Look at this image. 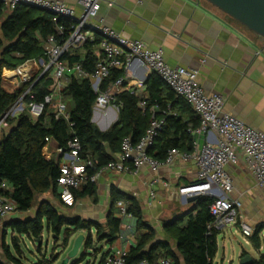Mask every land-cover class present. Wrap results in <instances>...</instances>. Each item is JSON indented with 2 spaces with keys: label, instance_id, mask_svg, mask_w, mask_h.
<instances>
[{
  "label": "trees",
  "instance_id": "16d2710c",
  "mask_svg": "<svg viewBox=\"0 0 264 264\" xmlns=\"http://www.w3.org/2000/svg\"><path fill=\"white\" fill-rule=\"evenodd\" d=\"M59 24L70 23L64 17L56 18L49 11L37 10L26 5L8 9L0 2V115L9 109L26 89V85H15L7 80L4 77V69H14L29 59L43 56L46 41L51 35H54L58 41L62 36L67 35V31L62 36L59 34L57 29ZM100 39V34L96 33L95 39L84 43L83 47L86 49L84 55L74 49L64 57L71 64L79 61L84 68L92 70L96 61L94 47ZM123 72L119 69L112 70L110 76L102 83L101 89H107L123 75ZM48 84L49 81L42 78L33 86L36 99H41L48 92ZM145 85L149 92L148 97L129 91H121L115 95L114 104L119 107L118 119L106 130H102L92 120L98 93L88 78L74 75H71L63 91L64 98L69 103L68 120L56 118L51 112L35 119L28 111L12 119L11 126L16 123V128L10 133L9 129L4 131L0 138V185L5 180L9 186L0 189L1 194L15 200L16 210L21 212H26L34 206L37 194L52 192L59 198L57 179L60 170L53 158L47 159L45 156L49 146L45 140L46 136L52 137L62 147H67L68 141L76 137L82 146L81 156L96 159L98 161L96 169H99L120 152L125 136H131L133 142H137L142 137L151 120L152 105L159 107L155 114L164 119V125L148 149V153L158 160H163L172 147L193 151L196 144L192 131L199 127L200 121L194 120L191 123L193 117L190 120H183L180 113L170 112L176 103L185 106V100L154 72ZM143 99L147 102L145 108L140 105ZM195 117L197 118L198 115L196 114ZM95 193V183H91L85 185L83 189L75 190L74 196L76 200L79 196H92ZM118 199L127 202L128 212L136 219V227L146 230L127 250L124 264H141L144 260L154 264L161 256L171 258V264H215L219 231L213 225L214 216L210 211V204L214 198L203 194L189 201L188 209L177 211L170 218L163 220V229L175 240V247L169 240L157 237L155 228L145 220L137 197L114 186L111 189V208L105 223L66 215L54 203L42 200L32 219L26 221L13 218L8 221L7 224L12 226V241L20 250V244L14 235L17 234L20 240L27 236L37 244L36 239H43L46 229L54 235L55 244L63 234L61 245L66 249L70 237L85 230L87 238L84 254H86L90 246L95 247V242L109 243L118 238L123 226L122 219L115 215V202ZM262 231H264V222L259 223L250 236L257 248L260 247L259 236ZM5 235L6 229H4L3 245L8 259L14 264H29L11 255L5 242ZM41 249L42 244L39 246V251ZM98 251L102 252L103 248H98ZM108 252L109 249L102 253L98 264H104ZM246 254L248 252H242L241 257ZM83 255L73 264H80ZM58 258L59 254L50 258L43 255L31 264L50 263ZM88 263L90 264L91 261ZM0 264L7 263L0 258ZM250 264H264V253L258 259L253 257Z\"/></svg>",
  "mask_w": 264,
  "mask_h": 264
},
{
  "label": "built area",
  "instance_id": "2783aa9c",
  "mask_svg": "<svg viewBox=\"0 0 264 264\" xmlns=\"http://www.w3.org/2000/svg\"><path fill=\"white\" fill-rule=\"evenodd\" d=\"M8 9L18 5L30 4L47 11L55 12V17H64L69 25L59 24L58 32L61 39L51 35L45 44L44 55L32 58L14 69L5 68L4 77L15 85H26V89L5 112L0 120V132L11 127V120L18 118L28 111L37 119L51 112L56 118H70V111L65 104L63 91L67 85L65 77L74 75L88 78L94 90L98 93L94 104V111L107 110L114 101L115 95L121 91L135 93L136 87H144V80H127V68L133 60L139 59L151 71L158 74L164 82L178 95L184 98L193 108L200 119V125L194 131L205 132L206 139L199 150L196 142L193 151H184L176 147L168 150L165 159L158 160L148 153V149L155 141L164 125V119L155 114L156 105L150 107L152 112L149 126L137 141L131 136H125L121 143L120 152L108 163L96 169L98 161L92 157H82L80 141L74 137L68 141L67 147L57 145L46 136L49 143L46 151L47 159H54L60 170L57 179L60 201L66 206L75 203L74 191L83 189L87 184L96 183L99 177L107 171L135 172L141 166L147 165L157 171L163 165H172L176 161H193L197 167V182L189 186H182L181 194L198 188L199 193L213 197L210 204L211 214L214 216L213 225L238 224L246 237L252 235L253 227L242 212V202L230 197L234 183L226 166L236 164L242 155L247 170L252 174L255 185L264 190V132L260 131L236 116L224 110L225 96L220 93L207 92L198 80L199 69L172 66L165 61L161 48L151 49L143 40L131 39L121 35L100 18L98 23L93 20L98 17L102 0H78L80 13L76 8L64 0H0ZM112 5V2H109ZM96 33L100 34L97 44L98 54L92 70L83 67L76 61L70 63L66 56L74 49L82 47L88 40H93ZM123 70V75L116 79L107 89L101 85L112 70ZM42 78L49 81L48 92L41 99L35 98L33 86ZM145 108V99L140 102ZM119 109V107H117ZM9 188L3 180L0 189ZM155 196L154 191L150 192ZM190 196V195H189ZM118 216H131L125 200L115 202ZM17 204L10 196L0 192V222L16 211ZM123 238L122 233L119 234ZM104 264H124L126 252L121 248H108ZM169 257L161 256L154 264H171ZM44 264H56L54 262ZM141 264H150L144 260Z\"/></svg>",
  "mask_w": 264,
  "mask_h": 264
},
{
  "label": "crops",
  "instance_id": "0c3cea01",
  "mask_svg": "<svg viewBox=\"0 0 264 264\" xmlns=\"http://www.w3.org/2000/svg\"><path fill=\"white\" fill-rule=\"evenodd\" d=\"M64 1L80 13L78 0ZM110 1L112 5H109ZM100 18L125 37L143 40L151 49L161 48L165 61L170 65L199 69L198 80L204 89L225 96L226 112L264 132V37L207 0H102L99 15L93 23H98ZM77 51L84 55L86 49L82 46ZM98 51L96 45L95 54H98ZM126 73L129 81L145 82L152 74L139 59L132 61ZM70 78V75L65 77L67 84ZM135 92L149 96L146 85L136 87ZM185 104L183 106L182 103H176L170 112L180 113L183 120L193 117L191 123L194 120L199 122L200 119L195 117L196 113L186 100ZM117 107L113 103L106 111H94V122H97L101 129H108L118 119ZM156 109H159L157 105ZM2 135L3 132H0V138ZM56 145L55 141L51 143L52 147ZM226 168L234 183V189L229 195L242 202L241 212L244 218L248 221L250 214L247 209L252 206L262 214L264 190L256 187L254 177L247 170L242 155L236 164L229 163ZM183 178L197 182V167L193 161L178 160L172 165H163L157 171L151 170L147 165L141 166L135 172L107 171L95 183L94 195L79 196L71 207L62 203V209L54 201L53 203L66 215L105 223L111 208V189L114 186L136 196L145 220L155 228L157 237L169 240L175 247V240L163 229L162 222L173 213L189 207V193L179 192L185 185L180 184ZM176 185H179L178 191ZM152 190L155 196L150 195ZM179 196H182V199ZM45 199L44 196L40 197V201ZM38 207L39 203L33 214H36ZM115 208V215L123 222L120 232L123 238L118 237L109 242V248L127 251L146 230L136 227L133 215L118 216V209L116 206ZM30 210H16L9 217L27 220L32 218L28 215ZM7 223L8 221L5 224ZM231 226L219 225L218 239L221 237V240H225L229 233L233 232ZM80 233L87 232H77L70 239L68 246H72L75 237ZM242 252L243 250L239 252L240 259ZM216 259L217 254L215 263L218 264ZM227 260L229 264H233V258Z\"/></svg>",
  "mask_w": 264,
  "mask_h": 264
},
{
  "label": "rangeland",
  "instance_id": "374dc122",
  "mask_svg": "<svg viewBox=\"0 0 264 264\" xmlns=\"http://www.w3.org/2000/svg\"><path fill=\"white\" fill-rule=\"evenodd\" d=\"M37 10H40L36 8ZM65 104L68 107L69 103L64 98ZM97 125L98 123L95 122ZM99 126V125H98ZM185 183L183 186H189L190 184H193L194 181L190 180L187 181L185 178L181 179L180 184ZM177 191L179 185L175 186ZM190 194H188L189 196ZM44 196L46 199L50 202L56 203L59 208L63 207L62 202L58 197H56L52 192H46L43 194H37L36 200L34 206L29 211L28 215L30 217H33L35 214L34 208L38 205L40 202V197ZM181 197V198H180ZM180 199H182V196H179ZM71 207V206H70ZM62 209V208H61ZM248 214V221L251 223L253 227V231L255 230L256 226L264 221V211L262 214H260L259 209H256L255 206H252L251 208L247 209ZM11 217L6 218L2 222H0V258L4 260L7 264H14L11 262L10 259L6 256L4 253V245H3V237H4V229H6V235H5V242L7 244V248L10 250V253L13 257L19 258L22 261L26 263H34L37 261L38 258H41L43 255H45L47 258H50L52 255H58L59 258L55 261L56 264H59L62 259L67 254V251L70 247V245L64 249L63 245H61L63 234L60 235L59 240L56 243L55 237L52 233L47 232V230H44L43 239L41 240L42 249L39 251L37 249V244H34L32 240H30L28 237H24L23 240H18L20 250L17 249L12 241V226L5 224L7 221L10 220ZM231 226V225H230ZM232 233H229V236L225 238V240H221V237H219L218 241V253H217V259L216 262L218 264H229L228 258H233V264H239L240 263V257L239 252L243 250V252H248L253 257L258 258L262 253H264V231L260 233L259 236V242H260V249H257L256 245L251 241L250 237H246L240 226L238 224H232ZM73 234L70 239L74 236ZM69 239V241H70ZM95 247L92 249H88V252L83 255V260L80 264H89L88 262L91 261L90 264H98V260L100 259L102 253L106 251L109 248V244L104 242H95ZM69 244V243H68ZM63 246V247H62ZM98 248H103V251H98ZM102 250V249H101ZM84 251V247L80 249V253ZM225 252V257H223V254ZM80 255V254H79ZM82 257V256H81ZM224 259L223 261L221 259ZM21 261V262H22Z\"/></svg>",
  "mask_w": 264,
  "mask_h": 264
},
{
  "label": "water",
  "instance_id": "95a60500",
  "mask_svg": "<svg viewBox=\"0 0 264 264\" xmlns=\"http://www.w3.org/2000/svg\"><path fill=\"white\" fill-rule=\"evenodd\" d=\"M207 1L213 4L214 6H216L217 8H219L220 10H222L223 12H225L226 14L230 15L231 17H233L243 25H245L248 29L264 37V0H207ZM24 5L28 7H32V5L30 4H24ZM36 8L47 11L40 7H36ZM51 13H53L54 15L57 14L55 12H51ZM4 115L5 113L0 115V120L4 117ZM94 118L95 116L93 113V117H92L93 121ZM16 126H17L16 123L12 125L9 128V133L12 130H14ZM192 136L197 142L198 149L200 150L205 143L206 133L194 131L192 133ZM194 190L195 191L191 192L190 196L187 198L188 201H192L200 195L198 188H195ZM14 236L18 240H20L17 234ZM86 238H87V233L78 234L75 237L72 246L68 249L67 254L59 264H73L74 261L81 258V256L84 254V251L80 253V249L85 246ZM36 240H37V249L39 250V246L41 245L42 239L37 238ZM89 248L92 249L93 246H90ZM252 261H253V256L248 253L243 257H241L240 264H250L252 263Z\"/></svg>",
  "mask_w": 264,
  "mask_h": 264
},
{
  "label": "bare ground",
  "instance_id": "6f19581e",
  "mask_svg": "<svg viewBox=\"0 0 264 264\" xmlns=\"http://www.w3.org/2000/svg\"><path fill=\"white\" fill-rule=\"evenodd\" d=\"M197 190V189H196ZM189 192H193V191H195L194 189H192V190H188Z\"/></svg>",
  "mask_w": 264,
  "mask_h": 264
}]
</instances>
